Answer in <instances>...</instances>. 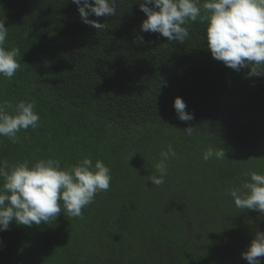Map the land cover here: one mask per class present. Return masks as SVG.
Returning a JSON list of instances; mask_svg holds the SVG:
<instances>
[{
  "label": "trees",
  "instance_id": "1",
  "mask_svg": "<svg viewBox=\"0 0 264 264\" xmlns=\"http://www.w3.org/2000/svg\"><path fill=\"white\" fill-rule=\"evenodd\" d=\"M139 3L117 0L115 16H91L105 25L97 30L72 0H0L5 47L20 49L14 77L0 75V98L13 108L34 101L40 116L18 143L0 136V160L65 168L88 157L112 177L82 217L62 207L48 223L0 231V264H249L242 253L264 232V214L228 193L264 174V75L215 60L199 20L183 43L143 32ZM178 96L193 120L178 119ZM169 144L176 156L156 186L149 176ZM208 148L225 157L205 162Z\"/></svg>",
  "mask_w": 264,
  "mask_h": 264
},
{
  "label": "clouds",
  "instance_id": "2",
  "mask_svg": "<svg viewBox=\"0 0 264 264\" xmlns=\"http://www.w3.org/2000/svg\"><path fill=\"white\" fill-rule=\"evenodd\" d=\"M78 6L81 21L97 30L105 27L91 16L111 17L117 12V0H72ZM140 10L146 14L141 24L143 32L159 33L168 41L183 43L189 36V22L207 23V48L212 57L231 69L251 68L249 76L264 75V0H140ZM9 32L5 20H0V75L11 80L20 68V49L5 47ZM181 97L174 100L178 119L188 122L194 114L186 111ZM8 109H12L11 112ZM40 120L34 101H19L15 107L0 103V136L18 143L22 129H35ZM192 136L195 129H184ZM176 156L172 145L160 152L155 165L159 176L150 175L149 181L162 185L167 175V162ZM224 158L221 148H208L203 160ZM111 172L102 160L85 157L76 164L62 168L59 159H40L30 166L28 161L10 164L0 160V231L18 225L32 226L56 219L62 207L71 217H82V209L94 197L110 187ZM237 208L264 214V174L252 171L247 179L228 193ZM242 257L249 264H262L264 232H257Z\"/></svg>",
  "mask_w": 264,
  "mask_h": 264
},
{
  "label": "rangeland",
  "instance_id": "3",
  "mask_svg": "<svg viewBox=\"0 0 264 264\" xmlns=\"http://www.w3.org/2000/svg\"><path fill=\"white\" fill-rule=\"evenodd\" d=\"M0 93H1V92H0ZM1 95H3V93H2ZM1 95H0V96H1ZM5 98H6V96L0 98V103H3V102L5 101Z\"/></svg>",
  "mask_w": 264,
  "mask_h": 264
}]
</instances>
